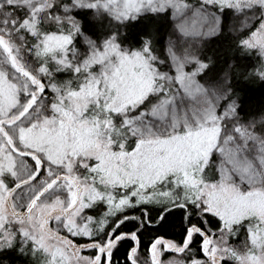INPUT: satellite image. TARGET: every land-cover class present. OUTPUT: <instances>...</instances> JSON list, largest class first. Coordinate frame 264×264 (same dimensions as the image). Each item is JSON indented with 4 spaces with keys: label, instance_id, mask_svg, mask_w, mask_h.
I'll use <instances>...</instances> for the list:
<instances>
[{
    "label": "snow or ice",
    "instance_id": "1",
    "mask_svg": "<svg viewBox=\"0 0 264 264\" xmlns=\"http://www.w3.org/2000/svg\"><path fill=\"white\" fill-rule=\"evenodd\" d=\"M149 16L175 36L161 45ZM229 25L264 57V0H0V252L116 264L128 240L139 264L140 233L179 209L182 243L155 237L146 264H264V116L241 115L230 69L202 81L212 60L196 46ZM246 73L264 81V67ZM241 231L243 253L229 243ZM197 235L202 258L186 255Z\"/></svg>",
    "mask_w": 264,
    "mask_h": 264
},
{
    "label": "trees",
    "instance_id": "2",
    "mask_svg": "<svg viewBox=\"0 0 264 264\" xmlns=\"http://www.w3.org/2000/svg\"><path fill=\"white\" fill-rule=\"evenodd\" d=\"M193 4L199 3V0H189ZM206 7V6H205ZM207 8L214 11L211 6ZM141 26L156 34L159 32L160 44H163L164 37L170 30V24L166 17H146ZM140 27V26H138ZM230 27V25H229ZM236 33H229L225 31L212 39L204 40V44L200 47V52L212 60V67L206 76L201 77L202 81H212L213 79L220 80L222 76L227 74L230 69L231 87L234 94L239 98L241 103V115L245 117L255 116L259 119L264 116V81L259 79H249L246 70L251 72L253 70L264 67V62L258 52H245L238 48ZM231 66V67H230ZM69 77L67 73H58L57 80H65ZM151 210L152 215H156L160 211L159 204H152L147 206ZM105 211L103 204L96 205L95 208L87 210V214L94 217H100ZM129 215H139V209L127 210ZM115 218H109V224L112 225ZM193 223H199L195 216L192 217ZM209 227L215 231L218 225V220L214 217H208ZM186 221L184 220L183 210L174 209L168 216V223L164 228L158 231L145 230L140 233L139 239V264H145L148 261V248L150 242L157 236H162L165 239H170L176 243H182L185 236ZM135 230V222L129 221L121 226V232H131ZM77 244L84 243L80 238H72ZM246 240V232L241 231L238 237H232L229 243L244 245ZM201 237L198 235L194 237V242L191 245L192 251L189 255L202 258L200 249ZM133 242L123 241L115 251L114 261L116 264H126V256L129 248ZM36 257L31 253L29 248L26 252H20L18 246L12 249H6L0 252V264H38ZM222 264H237L234 260H225Z\"/></svg>",
    "mask_w": 264,
    "mask_h": 264
},
{
    "label": "rangeland",
    "instance_id": "3",
    "mask_svg": "<svg viewBox=\"0 0 264 264\" xmlns=\"http://www.w3.org/2000/svg\"><path fill=\"white\" fill-rule=\"evenodd\" d=\"M206 9H207V11H209V12H212L211 11V9H209V8H207V6H206ZM235 23L237 24V25H239V18H237V20L235 21ZM228 32L231 34V33H233L232 31H231V25H230V27H229V29H228ZM167 35H173V36H175V33H172V31H171V25H170V30H169V32H167ZM166 35V36H167ZM206 40V39H205ZM163 42H164V40H163ZM204 42V40L202 41V42H197V44H196V46L200 49V47H201V44H204L203 43ZM193 43V41L192 40H189V44H192ZM262 58V60H263V62H264V57H261ZM50 226L51 227H53V228H55L56 227V225H55V222H50ZM61 235H63V236H67L68 235V233L66 232V231H61V233H60ZM69 238H71V237H69ZM232 247H234V248H236L238 251H240V252H244L246 249L244 248V245H240V244H234V245H232V244H230ZM83 255H85V256H91V255H93V252L92 251H85L84 253H82ZM173 253H165V255L162 257V259H164L165 261H167V260H169V259H171L172 257H173ZM186 255H189V253H187ZM36 258V261L38 262V264H44V256H43V254H40V255H36L35 256ZM237 263V262H236ZM146 264V263H145Z\"/></svg>",
    "mask_w": 264,
    "mask_h": 264
}]
</instances>
